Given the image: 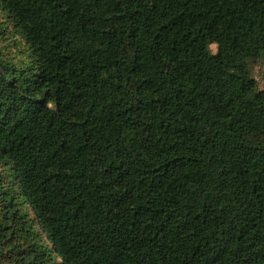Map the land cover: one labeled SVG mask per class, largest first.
Here are the masks:
<instances>
[{
    "label": "trees",
    "instance_id": "16d2710c",
    "mask_svg": "<svg viewBox=\"0 0 264 264\" xmlns=\"http://www.w3.org/2000/svg\"><path fill=\"white\" fill-rule=\"evenodd\" d=\"M256 65L264 0H0V264H264Z\"/></svg>",
    "mask_w": 264,
    "mask_h": 264
},
{
    "label": "rangeland",
    "instance_id": "374dc122",
    "mask_svg": "<svg viewBox=\"0 0 264 264\" xmlns=\"http://www.w3.org/2000/svg\"><path fill=\"white\" fill-rule=\"evenodd\" d=\"M212 48H213V51L216 52V47L213 46ZM159 62L161 64V66L166 71H169L171 69L170 65L166 61H164L162 58H159ZM253 70H254L255 77L260 82V84H262V76L264 74V66L256 65V66H254Z\"/></svg>",
    "mask_w": 264,
    "mask_h": 264
}]
</instances>
